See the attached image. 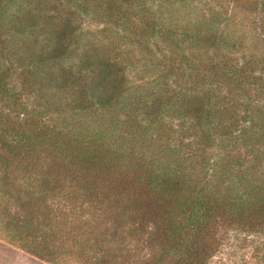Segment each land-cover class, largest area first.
Here are the masks:
<instances>
[{
  "label": "trees",
  "instance_id": "trees-1",
  "mask_svg": "<svg viewBox=\"0 0 264 264\" xmlns=\"http://www.w3.org/2000/svg\"><path fill=\"white\" fill-rule=\"evenodd\" d=\"M0 174L123 204L135 264H209L220 225L264 261V0H0Z\"/></svg>",
  "mask_w": 264,
  "mask_h": 264
},
{
  "label": "rangeland",
  "instance_id": "rangeland-1",
  "mask_svg": "<svg viewBox=\"0 0 264 264\" xmlns=\"http://www.w3.org/2000/svg\"><path fill=\"white\" fill-rule=\"evenodd\" d=\"M100 27L85 17L79 32L93 34ZM136 76L128 71L131 81ZM41 163L46 174L52 173L46 154ZM50 178L59 180L61 192L30 195L26 182L0 174V264H135L143 259L142 234L123 204L96 199L62 175ZM218 230L209 264H264L262 239L230 225Z\"/></svg>",
  "mask_w": 264,
  "mask_h": 264
}]
</instances>
